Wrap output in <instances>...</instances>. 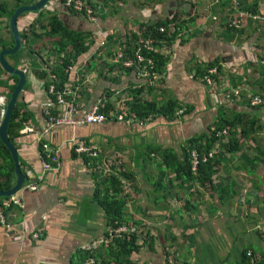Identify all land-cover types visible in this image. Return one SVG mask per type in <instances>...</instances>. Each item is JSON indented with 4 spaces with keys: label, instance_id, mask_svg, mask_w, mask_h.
I'll list each match as a JSON object with an SVG mask.
<instances>
[{
    "label": "crops",
    "instance_id": "crops-1",
    "mask_svg": "<svg viewBox=\"0 0 264 264\" xmlns=\"http://www.w3.org/2000/svg\"><path fill=\"white\" fill-rule=\"evenodd\" d=\"M91 1L99 12L95 24L65 9L60 0H50L38 14L55 15L67 29L87 37L89 52L76 60L79 67L89 61L81 70L75 117L101 100L107 113L124 111L133 120L47 131L42 114L50 104L44 91L47 39L22 44L21 33L38 16L19 17L23 47L10 62L18 60V67L28 70L18 104L23 127L31 131L21 133L22 127L14 147L20 171L31 172L39 190L19 191L13 196L19 205L3 207L0 264H85V248L110 230L100 205L105 197L123 203L122 222L140 234L138 249L127 255L110 244L102 246L94 254L97 264H246V251L255 264H264V103L249 106L254 96L264 102V0ZM14 4L0 0L6 10ZM248 9L257 20L242 19L239 29L228 30L227 22ZM4 12L0 10V51L11 49L13 38ZM173 17L175 22L162 27L165 44L156 48L162 60L156 81L144 88L145 80L114 62L116 54L128 42L133 52L136 36L147 38L145 28ZM175 26L179 28L173 32ZM28 50L39 51L41 58L34 53L27 57ZM143 54L151 57V52ZM210 68L218 70L214 90L201 81ZM31 70L46 73V78L38 80ZM0 80L13 85L8 77ZM8 94L0 88V97ZM137 100L155 104L160 113L137 119L130 112ZM178 109L184 112L174 115ZM216 126L227 135L213 145L214 155L200 165L205 167L194 172L192 156L185 153L196 148L209 152H203L205 140ZM71 139L95 146L98 163L110 161V172L105 174L102 166L97 171L77 157ZM39 143L59 150L57 171L43 173ZM189 162L190 174L183 172ZM37 229H44L43 237L31 240Z\"/></svg>",
    "mask_w": 264,
    "mask_h": 264
},
{
    "label": "built area",
    "instance_id": "built-area-1",
    "mask_svg": "<svg viewBox=\"0 0 264 264\" xmlns=\"http://www.w3.org/2000/svg\"><path fill=\"white\" fill-rule=\"evenodd\" d=\"M38 1V0H34ZM89 0H65L64 8L72 11L76 14L83 15L88 18L91 23H98V8L91 1L90 5L88 3ZM225 1V0H222ZM215 3L221 2V0H214ZM214 3V4H215ZM251 18L252 20H257V17H250L248 13H240L237 17L232 18L227 22V26L232 29H239L241 27L242 19ZM26 28H24L25 30ZM23 30V31H24ZM158 33H164V29L162 27L157 28ZM105 39V36L103 37ZM24 41L22 40V43ZM156 45L155 40L151 37L140 38L134 51L132 49L130 53L127 52L126 48H122L116 54L114 62L119 64L120 69L125 71H134L140 78L145 80V84L141 86L144 88H150L154 85L156 81V73L153 72L154 63L151 58H146L143 54V50L156 53ZM88 59L84 60L81 64V67L76 66V61H71L66 71L70 77H72V84H68V80L64 84L63 88L58 89L53 82H55V78L49 75V85L46 91V95L48 99H50V104L43 109L42 114L46 118V122L48 125V130L59 127V126H69L71 128L82 127L85 125L95 124L100 125L106 121L116 120L121 122L131 121L133 117L126 118L125 112L121 111L118 114L109 113L108 115H104L101 113L102 109V101L98 100L94 103L88 112H86L82 117H75L77 110H79V105H77V94H79V90L81 89V82L83 81V73L81 70L86 69ZM19 72H21L24 76L28 75V70L26 66H20L18 68ZM217 75L216 68H210L206 71V73L201 77L202 83L209 89L214 90L215 82L214 77ZM194 78V76H193ZM141 80V81H143ZM232 95L237 96V91H231ZM7 98L1 96L0 97V119H3L5 114ZM261 103V99L259 97H251L249 98V106H256ZM184 112L183 109H179L175 112L174 115H181ZM132 118V119H131ZM146 120V119H145ZM212 130H216L213 128ZM31 129L28 127H23L21 133L30 132ZM46 131V132H47ZM227 135L226 130H216L215 137L219 138V141H222L223 136ZM41 153L45 154L46 160L41 156L39 152V158L41 161V169H43V173L57 171L59 168L58 163V149L56 148L52 151L48 148L47 144L40 143ZM70 145L73 148V151L77 157H88V158H96L98 156V149L93 145H88L85 142L77 141L75 139L70 140ZM215 150H210L204 154H198L195 150L191 151L192 161L191 167L195 172L197 168L208 161L209 158L214 155ZM110 161H106L105 166L107 170L105 174L110 172L109 165ZM25 180L20 186L19 191H28V192H36L39 190V183L32 181L34 177L31 172H24ZM18 191V192H19ZM10 204L19 205L18 199L15 197H11L6 203L0 206V225H4V213L3 207H8ZM44 229H37L35 232L31 233L29 238L31 240H38L43 237ZM137 235L139 237L140 232L134 226L122 225L114 229H110L108 233L101 239L92 242L89 244L85 250L87 251V260L85 264H97L95 253L104 245H108L112 243L115 239L122 240L126 237H130L131 235ZM245 255L250 257L248 264H255V261L252 258V254L250 251H246Z\"/></svg>",
    "mask_w": 264,
    "mask_h": 264
},
{
    "label": "trees",
    "instance_id": "trees-1",
    "mask_svg": "<svg viewBox=\"0 0 264 264\" xmlns=\"http://www.w3.org/2000/svg\"><path fill=\"white\" fill-rule=\"evenodd\" d=\"M13 1L15 2V4L9 10H6L7 6H5V5L0 6V10L5 9L4 15L7 14V21H8L7 26H8L10 33H11V31L9 28V22H10L12 15L14 14V12L17 9H19L21 6L32 5V2L30 0H13ZM60 1H61L62 5L65 3V0H60ZM90 2H91V0L88 1L89 5H90ZM248 11H249L248 13H251V10L248 9ZM255 12H256V10H255ZM38 13L39 12L25 13V14H22L20 16V17H23L25 15H33V14H36L38 16L34 21H30V23L27 25V27H25L26 29L21 33L23 35L22 36L23 38H21V40L24 41L22 44L26 43V45H28L29 40H31V41L33 40L34 42H38L42 39H47V40H45V43H43V44L48 45L47 46L49 48L48 51L50 52L49 53L50 57L53 60L50 59V57L48 55V57H47L48 62L47 61H43V62L48 67L49 75L53 76L56 80L55 82H53V84L58 89H61V88H63L66 81L69 79V75L66 71L67 67L69 66L71 61H76L77 58H79L82 55L89 52V43L87 42V37L84 35V33L74 32V31L67 29L65 27V25L62 24V22L58 19L57 16L50 15L49 13H46L43 16V15H40ZM0 17H1V15H0ZM172 22H175L174 17L170 21L166 20L163 22H158V23L156 22L155 24L149 26L148 28H145L144 37L149 36V37L153 38L155 40L156 47H159V44H165L164 33H161V34L158 33L157 28L158 27L165 28L167 24L172 23ZM17 25H18V20H17ZM178 28H179L178 26H175L173 29V32L178 30ZM227 29L228 30H234L232 28H227ZM18 31H19V28H18ZM11 39H12V42L8 46L9 48H12L14 45L13 38H11ZM21 40H20L19 50L13 55L6 56L7 62L10 64V66L14 70H18L19 61L16 60L14 63H11L10 60L18 57V55L22 51L21 47H23V45H21ZM138 40L139 39L136 36V44L138 43ZM29 45H30V43H29ZM4 48H5V46L3 47V49ZM24 48H25V46H24ZM131 49H132V47L130 45V42H128V45L126 46L127 52L130 53ZM28 53H34L39 58H41L39 55V51L32 52V51L28 50L25 52L27 57L30 56ZM61 54H62V56H61ZM150 58L152 59V61L154 63L153 72L154 73L159 72L160 68H161V64H162V60H161L160 56L157 53H151ZM54 60L57 61L58 63H56L55 66H50L51 61L53 62ZM217 73H218V70H217ZM260 73L262 75H264V72H260ZM2 76L8 77L13 82L12 86H8L7 81L2 82L0 80V88H5L7 91H9V94L7 97V100H8L11 92L14 90V88L17 85L18 79L14 76H8L7 74H5L0 67V78ZM48 85H49V80L47 81L46 85H44V90L48 89ZM254 97H257V96H254ZM263 103H264L263 100H261V103L259 105H261ZM259 105H256V106H259ZM256 106H252V107H256ZM130 112H132L137 119H143V118H147L149 116H153L154 114L160 113V110L156 109L155 104H153V103L139 102L137 100L131 105ZM101 113H103L104 115L109 114V113H107V111H105V108L101 109ZM1 121L2 120L0 119V123H1ZM25 122L26 121H25L24 113H20V106H19L18 101H17L15 106H14V109H13V112L11 115V119H10V122H9L8 128H7L8 140L13 145H14L15 138L19 136V131L23 127ZM221 126L225 127L227 125L222 123ZM215 129L221 130V127L216 126ZM216 130L210 131L209 137L205 140V146L203 148L204 149L203 152H207V151L211 150L213 145L216 142H218V138L215 137ZM191 143H192L191 145H194L195 141H191ZM40 145L41 144L39 143V145L37 146L38 151L40 152L41 156H43V158L46 160L45 154L41 153ZM200 150L201 149L196 148V151L198 152L199 155L202 154V152H200ZM185 154L187 157H189L191 154V151H188ZM83 158H85L88 161V165L91 168L93 167V169L100 171V170H98V168H99V166H102V167H104V169L106 171L105 163L108 160H101V162L98 163L97 159L99 158V153H98V156L96 158H88V157H83ZM187 161H188V159H187ZM204 167L205 166H199L198 172H200ZM111 168L112 167H110L109 170ZM172 171L174 173L178 172V170H172ZM186 171L188 174H190V162L188 163L185 170H183V172H186ZM21 174L23 175V178L25 180L24 173L21 172ZM103 182L106 183L105 180ZM14 183H15V174H14L13 161H12V158H11V155L9 153L8 148L5 145H3L1 140H0V191L1 192L9 191L11 188H13ZM116 186H117V183H116ZM101 187L102 186H100V185L96 186V192L98 194H101ZM3 200L7 201L8 199H0V201H3ZM100 205H101L106 217L108 218V223H109L110 229H114V228H117V227L125 224L124 222H122V220H123V212H122L123 203H121L120 201H118L116 199L105 197L104 200L100 201ZM137 238H138V236L133 234L130 237H126L122 240H116L115 239L112 243H110L109 246L110 247L115 246L116 248H118V250H120L121 255L123 254L122 252H125V254L127 255V254L134 252L138 249V247H137V240L138 239ZM244 256L246 259V264H248L250 257H247L246 255H244ZM86 258H87V256H86Z\"/></svg>",
    "mask_w": 264,
    "mask_h": 264
},
{
    "label": "water",
    "instance_id": "water-1",
    "mask_svg": "<svg viewBox=\"0 0 264 264\" xmlns=\"http://www.w3.org/2000/svg\"><path fill=\"white\" fill-rule=\"evenodd\" d=\"M50 0H38L37 2L33 3L30 6H23L17 9L14 14L12 15L10 22H9V27L10 31L13 37L14 45L11 49H3L0 51V67L3 70L5 74L8 76H14L18 79L17 85L14 88V90L11 92L7 105H6V110L5 114L3 116V119L0 123V140L3 145H5L9 153L11 155L12 161H13V166H14V174H15V184L13 188H11L7 192H1L0 191V199H9L13 196H15L19 189L21 184L24 181L23 175L21 174L19 167H18V153L14 147V145L8 140L7 137V128L8 124L11 119V115L14 109V106L16 102L18 101L19 98V93L22 90L25 82H26V76H24L19 70H14L10 64L6 60V56H10L15 54L19 50L20 46V36H19V31L17 27V20L22 14L25 13H34L38 12L39 10L43 9L46 4L49 3ZM32 75L37 76L38 80H43L46 78V73L44 72H35L33 70L30 71Z\"/></svg>",
    "mask_w": 264,
    "mask_h": 264
},
{
    "label": "rangeland",
    "instance_id": "rangeland-1",
    "mask_svg": "<svg viewBox=\"0 0 264 264\" xmlns=\"http://www.w3.org/2000/svg\"><path fill=\"white\" fill-rule=\"evenodd\" d=\"M221 1H222V0H221ZM248 14H249L250 17H253V14H251V13H248Z\"/></svg>",
    "mask_w": 264,
    "mask_h": 264
},
{
    "label": "bare ground",
    "instance_id": "bare-ground-1",
    "mask_svg": "<svg viewBox=\"0 0 264 264\" xmlns=\"http://www.w3.org/2000/svg\"><path fill=\"white\" fill-rule=\"evenodd\" d=\"M142 237V236H141Z\"/></svg>",
    "mask_w": 264,
    "mask_h": 264
}]
</instances>
